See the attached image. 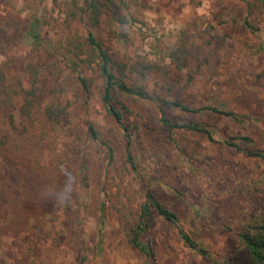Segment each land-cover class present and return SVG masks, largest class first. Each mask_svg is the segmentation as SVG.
Returning <instances> with one entry per match:
<instances>
[{
    "label": "rangeland",
    "instance_id": "rangeland-1",
    "mask_svg": "<svg viewBox=\"0 0 264 264\" xmlns=\"http://www.w3.org/2000/svg\"><path fill=\"white\" fill-rule=\"evenodd\" d=\"M149 3L151 8L133 11L137 20L126 26L128 36L122 40L113 32V28L122 30V25L118 21L111 24L107 17L99 26L75 22L71 27L82 35L91 30L116 56L128 58L138 53L158 61L164 67L153 71L145 81L149 91L169 100L182 98L193 109L215 105L235 110L247 114L245 121L240 123L208 110L188 112L159 103L128 101L148 117L160 116L164 111L172 122L203 121L213 137L212 140L207 133L183 128L170 133L155 120L150 126L144 124L141 133L133 134L128 144L102 103L103 80L93 67L83 66L84 74L95 78L93 94L88 100L76 99L69 90L73 105L56 134V163L64 161L74 169L68 172L67 193L54 210L46 206L48 211L43 218L31 217L23 224L24 229L0 232V264H149L145 255L129 243L122 216L110 202L118 193L119 184L139 186L137 180L133 181L135 174H127L128 149L143 178L178 213L184 229L218 260L230 255L236 233L250 214L260 213L264 204V160L224 141L235 137L244 148L264 151V77L258 76L264 72V10L259 15L249 13L244 0ZM25 4L26 0H12L11 6L0 5V15L17 14L25 21L27 32L0 49V70H5L10 84L29 88L31 83L20 61H46L47 51L57 41H64L72 29L65 21V13L52 0H45L38 11L39 21L29 25V10L20 12ZM245 17L260 29L254 32L244 27ZM233 18H238L236 23ZM184 32L193 45L218 50L212 62L214 68L202 62L204 56L196 49L182 72L170 63L168 50L183 38ZM39 79L38 88H42L55 77L46 67L40 71ZM15 102L18 129H12L8 118L0 115L1 134H18L25 126L39 131L41 126L30 123L19 110L21 94ZM89 123L96 124L101 137L113 141L111 162L105 146L90 135ZM243 136L253 142L240 140ZM52 155L45 150L42 162H48ZM39 192L36 178L24 179L7 160L0 159V213L7 208L22 211L24 205L40 203ZM103 200L104 214L100 211ZM10 218L8 214L3 221ZM155 225L157 232L152 242L157 264H214L186 245L176 225L161 218L156 219Z\"/></svg>",
    "mask_w": 264,
    "mask_h": 264
},
{
    "label": "trees",
    "instance_id": "trees-1",
    "mask_svg": "<svg viewBox=\"0 0 264 264\" xmlns=\"http://www.w3.org/2000/svg\"><path fill=\"white\" fill-rule=\"evenodd\" d=\"M52 1L65 13V21L72 30L64 41H57L47 51L46 61L40 60L37 64L31 61H20L24 72L29 77L31 86L27 88L20 84L19 87H16L10 84L6 80L5 70H0V82L2 83L0 87V115L8 118L12 129H18L15 119V98L21 94L22 104L19 110L30 123L41 126L39 131H35L29 126L22 127L18 134L2 135L0 131V159L7 160L12 170L24 179L26 176L36 178L41 197L40 203L33 206L24 205V209L21 207L22 211L18 208H11L9 211L7 208L4 213H0V232L15 230V228L16 231L24 229L25 225L23 224H27L31 217L43 218L48 211V206H52L51 210H54L63 201L69 184L68 172L74 169L71 165H65L64 161L56 163L54 158L57 154L55 152L56 134L63 116L73 105L69 90L73 92L72 95L76 99L84 97L88 100L93 94L95 78L85 75L83 66L93 67L97 76L103 80L102 103L107 115L124 132L128 144H130L133 134L141 133L144 124L150 126L149 124L155 120L162 122V125L170 133L175 128H183L207 133L213 140L210 129L203 121L172 122L164 111L160 116L148 117L131 107L128 101L159 103L168 108L178 107L188 112L208 110L216 115L232 117L240 123L244 122L247 117V114L215 105H204L193 109L182 98L169 100L158 93L149 91L145 81L153 71H159L164 67L158 61L138 53L128 58L121 55L116 56L111 52V47L91 30L82 35L79 29L75 30L71 27L75 22H82L86 26H99L103 18L107 17L111 24L118 21L122 25L120 31L112 27L116 36L122 40L128 36L126 26L137 20L133 11L151 8L149 0ZM244 1L247 2L249 13L262 14L264 0ZM44 2L45 0H26V4L20 9V12L29 10L26 14L27 20H30L29 25L39 21L38 11ZM0 5L11 6L12 0H0ZM232 20L233 23H236L238 18ZM242 21L244 27L254 32L260 29L248 17L242 18ZM24 22L23 19L18 18L17 14L0 15V49L6 48L8 43L17 37L26 35ZM182 37L168 50L170 63L178 72H182L188 67L195 49L199 55L204 56L202 62L215 67L212 62L216 58L214 55L218 51L217 49L206 50L204 46L193 45L186 32ZM46 67L55 79L46 86L38 88L39 73ZM258 76L264 77V72ZM129 79L131 82L128 81ZM89 133L92 138L105 146L104 148L108 150L109 162H111L114 159L111 145L113 141L107 137H101L99 128L94 123H89ZM239 138L245 142H253L248 136ZM224 142L228 146L244 151L249 156L260 157L264 160V151L254 150L250 147L244 148L241 143L235 141V137H230ZM45 150H50L53 155L48 162L43 163ZM126 163L129 167L127 174L130 175L133 172L136 177L133 181L137 180L139 186L122 187L119 184L118 193L110 202L111 206L122 216V228L129 243L145 255L149 264H157L156 248L152 242V236L157 232L154 230L157 218L176 225L186 245L198 254L210 258L214 264H264V204L260 208V213H251L250 219L240 227L236 233L235 245L230 255L225 260H218L210 249L184 229L178 213L160 198L157 188L143 178L137 161L129 149ZM39 167L41 171H39ZM154 180L152 178V181ZM20 201L22 202L24 199L21 198ZM105 202L103 200L100 205L102 214L106 211ZM8 214L11 215V218L8 221H3V218ZM101 216L103 217V215Z\"/></svg>",
    "mask_w": 264,
    "mask_h": 264
}]
</instances>
